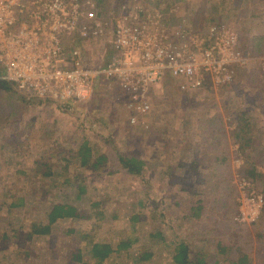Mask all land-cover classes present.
Segmentation results:
<instances>
[{"label":"rangeland","instance_id":"rangeland-1","mask_svg":"<svg viewBox=\"0 0 264 264\" xmlns=\"http://www.w3.org/2000/svg\"><path fill=\"white\" fill-rule=\"evenodd\" d=\"M121 1L102 3L111 6ZM152 1L166 12L176 7L175 17L180 14L181 20L201 27L202 16L196 23L195 16L180 13L183 0ZM236 31L245 55L253 61L238 69L232 82L218 88L187 93L180 91L178 81L167 78L152 92L146 127L128 123L125 97L102 78L92 101L77 104L71 111L56 104L27 103L13 85L14 89L0 91V264H93L87 253L90 243H109L116 249L119 243L135 239L129 250L112 254L105 264H137L145 252L154 256L144 264H175L172 244L188 239L198 243L200 237L215 233L205 225L216 220L226 225L233 219L237 222L240 195L251 191L246 186L242 190L244 183L264 196V179L244 172V162L249 160L264 175V39ZM62 38L66 46L72 39ZM103 49L102 43L87 46L92 65L107 60L102 57ZM243 113L254 125L251 133L256 141L255 149L244 156L232 142L236 118ZM224 134L234 153L232 188L216 182L210 189L209 183L201 182L211 173L213 148L219 142L224 145ZM84 141L94 151L107 153L109 160L99 168L83 166L78 147ZM118 149L145 161L150 183L121 170L115 154ZM195 167L203 178L192 183L193 189H186V177H191L187 173ZM213 171L219 176L218 170ZM196 191L199 195L193 197ZM227 194L232 195L230 200L224 198ZM198 202L204 208L203 237L198 236L200 226L189 209ZM56 204L76 207L89 218L60 219L49 234L30 237L35 226L42 229L49 224V213ZM159 231L164 237L150 236ZM249 244L251 264H264V246ZM78 251L83 254L82 262L73 258ZM202 251L210 264L216 263L212 255L218 253L216 245ZM219 264H230V260Z\"/></svg>","mask_w":264,"mask_h":264},{"label":"built area","instance_id":"built-area-1","mask_svg":"<svg viewBox=\"0 0 264 264\" xmlns=\"http://www.w3.org/2000/svg\"><path fill=\"white\" fill-rule=\"evenodd\" d=\"M104 5V4H103ZM98 0H0V78L28 101L52 102L74 110L95 96L102 78L125 97L131 126L146 127L152 92L167 78L182 92L223 87L253 61L233 27L197 29L185 19L174 23L152 0H122L105 14ZM72 38L65 43L64 38ZM102 43L107 60L92 65L87 46ZM255 60V58H254ZM237 222L260 218L264 196L248 183ZM247 191V192H246Z\"/></svg>","mask_w":264,"mask_h":264},{"label":"trees","instance_id":"trees-1","mask_svg":"<svg viewBox=\"0 0 264 264\" xmlns=\"http://www.w3.org/2000/svg\"><path fill=\"white\" fill-rule=\"evenodd\" d=\"M101 5H103L102 0H98ZM107 8L103 5L102 12L105 14V11ZM14 89L10 83H8L5 80H2L0 78V91L2 90H11ZM23 100L27 103L28 102L25 98ZM32 102H38V103H44L40 100H35ZM50 104H53L52 102H49ZM236 128L234 129L232 133V142L233 144H236L239 146V151L244 155H250L251 152L255 149L256 141H254L253 138V127L251 119L247 116V114L243 113L241 116H237L236 118ZM216 133H219V131H215ZM225 143L222 146V143L220 145V142L218 143V146L214 150V161L212 164V170L209 176L205 177L201 183H209V188L214 189L213 186L214 183L218 182V184L222 185V187H225V185H228V187L232 188L230 182H231V158L233 157L234 153H231L230 149V143L228 142V139L226 135L224 134ZM116 158L119 160V162L122 164V167L124 171H127L129 174H131L134 177L142 178V180L145 179L146 184L150 183V180L146 178L145 176V166L146 163L144 160L128 155H125L122 153L121 150L115 151ZM78 155L81 160V164L85 167L91 166L93 168H99L102 166V164H105L110 156L105 152H96L93 150L92 146L88 141L82 142L78 147ZM95 157V162L93 163V158ZM257 164H252L249 160L244 162V168H245V174L248 173V175L260 177L264 179V175H262L258 168L256 167ZM218 170L219 176L216 175V173L213 170ZM191 177H186L187 179V186L186 189H193L192 183L195 184L198 181H201L203 178L201 176V173L196 169V167L191 171H188L187 173ZM214 175L215 179L214 180ZM224 175V176H223ZM222 177V184L220 182V177ZM194 184V187H195ZM234 187V186H233ZM150 188V187H148ZM262 189L263 187L260 186ZM264 192V188L262 189ZM198 192H193L192 196L197 195ZM199 195V194H198ZM203 195V194H202ZM207 195V193L205 194ZM227 197V198H226ZM232 195L227 194L224 198L227 200L231 199ZM223 198V199H224ZM178 204V203H177ZM16 205V204H15ZM14 206V204H13ZM168 206V205H167ZM170 207V206H169ZM191 210V216L194 218V220L198 221V224L200 226V233L198 236H204L202 232V225H201V219H202V213H203V202H198L194 206L189 208ZM89 218L87 214L80 213L76 207L70 206V205H64V204H56L52 207L50 213H49V224L47 226L42 227V229L38 228L37 226L34 227L33 231L30 233V237H33L34 235H46L49 234L51 230V226L56 223L60 219H67V218ZM187 220L189 219L188 216H186ZM138 216L133 217V221H138ZM212 219V218H211ZM213 220V219H212ZM137 224H134V228H136ZM205 227H211L215 233L210 234V236H205V238H199L198 243L192 242L190 239L188 241H180L175 244H172L174 246L173 249V261L175 264H210V260L208 259V256L204 255L205 246H211L213 248H216L218 250V253H212V255L215 257V264H219L222 260H230V264H251V259L253 257V249L247 248L252 247L249 243L258 242V245L263 247L264 246V207L261 212L260 218L257 222L251 225L247 224H240L236 222L234 219L228 223L227 225L224 223H219L216 220V223L214 224H206ZM210 229V228H209ZM205 232H207V229H204ZM154 239L162 238L164 237V234L159 231L156 233V235H150ZM4 237L7 238L6 235ZM29 237V238H30ZM255 239V240H254ZM138 239L130 240V241H123L119 243V245L116 247V249L109 243H102V242H94L90 243L87 248V253L89 257L93 260V264H105L106 261L111 257L112 254L116 252H120L123 250H129L131 246L137 242ZM263 244V245H262ZM153 253L151 252H145L136 259L137 264H144L148 261H151L153 258ZM75 261L82 262L83 261V254L81 251H78L75 256L73 257Z\"/></svg>","mask_w":264,"mask_h":264},{"label":"crops","instance_id":"crops-1","mask_svg":"<svg viewBox=\"0 0 264 264\" xmlns=\"http://www.w3.org/2000/svg\"><path fill=\"white\" fill-rule=\"evenodd\" d=\"M201 2L202 0H183L180 13L191 18L202 16L203 22L200 23V28L210 24H221L238 28L241 35L264 39V0H204V3ZM178 16L174 17V23L181 21ZM199 19H196V23L200 22Z\"/></svg>","mask_w":264,"mask_h":264}]
</instances>
